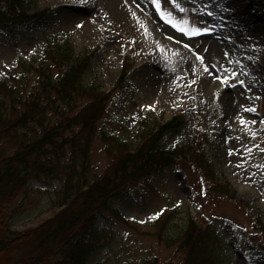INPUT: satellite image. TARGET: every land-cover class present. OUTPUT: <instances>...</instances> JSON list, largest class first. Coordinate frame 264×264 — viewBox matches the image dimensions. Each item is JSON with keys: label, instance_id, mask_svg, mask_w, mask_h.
<instances>
[{"label": "rangeland", "instance_id": "obj_1", "mask_svg": "<svg viewBox=\"0 0 264 264\" xmlns=\"http://www.w3.org/2000/svg\"><path fill=\"white\" fill-rule=\"evenodd\" d=\"M29 1L31 12L50 8L54 13L48 38L61 32L70 37L75 56L94 53L85 87L95 84L106 93L114 89L97 122L98 131L106 129L136 147L139 120L149 116L166 122L182 113L186 123L165 135L162 148L192 143L200 133L215 181L227 183L237 197L214 193L201 169L178 152L162 174L148 178L154 188L148 179L132 181L121 186L112 202L120 215L137 222L143 231L152 228L159 214L172 211L164 239L134 234L115 215H99L96 228L105 229L110 238L87 264H182L177 239L191 216L207 219L217 231L226 264H264L260 228L264 225V0H160V10L152 0ZM161 12L178 23L190 21L181 27H208L210 32L190 38ZM0 30L4 31L2 26ZM44 40L40 31L0 38V79L17 85L24 96L37 82V74L27 72L25 63L39 66ZM124 61L132 67L125 88L117 89ZM0 93L11 103L6 90ZM50 100L47 121L53 124L60 118L58 111L69 114L88 99L79 94L72 105L59 100L57 110ZM9 108L15 115L10 104ZM150 124L153 127V121ZM38 133L22 129L14 139L2 138L0 146L4 153L13 152L20 137L34 139ZM113 156L98 132L91 144L88 177L111 172ZM64 178L60 168L57 176L41 173L19 191L11 205L14 233L36 228L59 212Z\"/></svg>", "mask_w": 264, "mask_h": 264}, {"label": "trees", "instance_id": "obj_2", "mask_svg": "<svg viewBox=\"0 0 264 264\" xmlns=\"http://www.w3.org/2000/svg\"><path fill=\"white\" fill-rule=\"evenodd\" d=\"M29 3L28 0H0V26L4 30H0V38L17 32L36 31L45 37L39 66L25 63L27 72L37 74V82L25 96L16 89L17 85L0 79V91L6 90L11 96V103L0 98V128L4 127L0 140L14 139L22 129L40 130L34 139L20 137L13 152L4 153V147L0 146V264H87L95 251L110 238L105 229L96 228L98 216L109 217L108 213L124 221L134 234L147 233L163 240L174 215L172 211L159 214L152 228L143 231L137 222L120 215L112 202L123 190L121 186L162 174L165 166L174 163L178 152L201 169L205 179L211 182L209 189L211 187L214 193L237 199L227 183L223 185L215 181L200 133L192 143H184L172 150L162 148L165 135L179 131L186 123L182 114L166 123L149 116L139 120L136 147L129 146L106 129L98 131L97 122L102 118L114 89L106 93L95 84L85 87L84 79L92 70L94 53L75 56L70 37L61 32L48 38L46 34L54 25V13L50 8L30 12ZM131 67L124 61L117 89L125 88ZM79 94L87 95L85 105L69 114L58 111L57 123L47 121L52 104L50 98L57 110L61 104L59 100L72 105ZM9 104L17 111L15 115ZM75 127L79 128L77 132H74ZM98 132L108 153L114 155V161L111 172L90 179L87 171L91 162V144ZM66 155L67 162L63 160ZM59 168L65 174L62 196L58 199V207L63 208L40 226L25 233H14L11 229L15 212L11 211L12 201L19 191L28 188L32 177L41 173L57 176ZM148 180L154 188L153 179ZM85 185L86 190L83 189ZM260 226L264 235V225ZM220 241L219 234L206 219L189 217L177 239V248L183 254L182 264H226L218 249Z\"/></svg>", "mask_w": 264, "mask_h": 264}, {"label": "snow or ice", "instance_id": "obj_3", "mask_svg": "<svg viewBox=\"0 0 264 264\" xmlns=\"http://www.w3.org/2000/svg\"><path fill=\"white\" fill-rule=\"evenodd\" d=\"M152 2L155 4L157 10H160L161 9V2L160 0H152ZM180 11H184L183 8L180 9ZM161 15L162 17H164L165 19H167V17L165 16V14L163 12H161ZM168 15H171V14H168ZM207 15L211 16L212 13L209 12L207 13ZM167 22L169 24H171L173 27L177 28L178 31L188 35L190 38L191 37H195V36H199V35H202V34H206V33H209L210 32V29L208 27H193V26H189L188 28H185V27H181V23H184V24H189L190 25V21H183L181 23H178L172 19H167ZM186 48H188L189 46L188 45H185ZM197 59H203L202 57H199L197 56ZM205 71H209V69L206 67L205 68ZM223 80V78H220ZM223 82H227L226 80H223ZM243 83V82H241ZM150 107V106H149ZM249 111H255V109H248Z\"/></svg>", "mask_w": 264, "mask_h": 264}]
</instances>
